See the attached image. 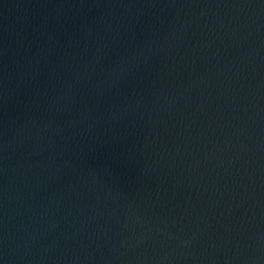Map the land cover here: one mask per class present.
<instances>
[{"label":"water","instance_id":"95a60500","mask_svg":"<svg viewBox=\"0 0 264 264\" xmlns=\"http://www.w3.org/2000/svg\"><path fill=\"white\" fill-rule=\"evenodd\" d=\"M0 264H264V0H0Z\"/></svg>","mask_w":264,"mask_h":264}]
</instances>
